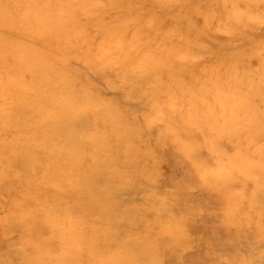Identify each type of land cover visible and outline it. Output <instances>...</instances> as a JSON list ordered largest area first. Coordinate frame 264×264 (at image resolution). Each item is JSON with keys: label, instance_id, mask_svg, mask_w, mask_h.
Here are the masks:
<instances>
[{"label": "bare ground", "instance_id": "6f19581e", "mask_svg": "<svg viewBox=\"0 0 264 264\" xmlns=\"http://www.w3.org/2000/svg\"><path fill=\"white\" fill-rule=\"evenodd\" d=\"M0 264H264V0H0Z\"/></svg>", "mask_w": 264, "mask_h": 264}, {"label": "rangeland", "instance_id": "374dc122", "mask_svg": "<svg viewBox=\"0 0 264 264\" xmlns=\"http://www.w3.org/2000/svg\"><path fill=\"white\" fill-rule=\"evenodd\" d=\"M213 26L216 27V23H213ZM217 35H218V37L220 36V37H223V39H224L226 37V32L224 30L217 29ZM107 90H108V92H111L109 89H107ZM169 169L168 168L165 169L164 170V176L162 175L163 176L162 184H161L162 190H167V189L169 190L170 189V177L179 172L178 168H176V167L175 168H169ZM177 170H178V172H176ZM167 171H168V173H167ZM190 196H191V194H190ZM196 226L201 229V226L195 225L194 227H196ZM237 245L240 248L245 249V250L249 248V244L247 242H240V243H237ZM209 257H210V259L214 260L218 257V255L216 253H209Z\"/></svg>", "mask_w": 264, "mask_h": 264}]
</instances>
